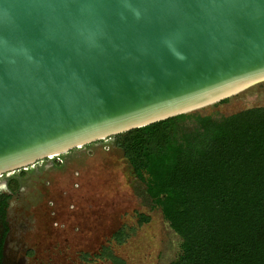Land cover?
<instances>
[{
	"label": "water",
	"instance_id": "obj_1",
	"mask_svg": "<svg viewBox=\"0 0 264 264\" xmlns=\"http://www.w3.org/2000/svg\"><path fill=\"white\" fill-rule=\"evenodd\" d=\"M264 82V0H0V176Z\"/></svg>",
	"mask_w": 264,
	"mask_h": 264
},
{
	"label": "trees",
	"instance_id": "obj_2",
	"mask_svg": "<svg viewBox=\"0 0 264 264\" xmlns=\"http://www.w3.org/2000/svg\"><path fill=\"white\" fill-rule=\"evenodd\" d=\"M111 138L182 240L172 264H264V105L196 110ZM129 230L112 237L122 244ZM100 257L124 264L110 247Z\"/></svg>",
	"mask_w": 264,
	"mask_h": 264
},
{
	"label": "rangeland",
	"instance_id": "obj_3",
	"mask_svg": "<svg viewBox=\"0 0 264 264\" xmlns=\"http://www.w3.org/2000/svg\"><path fill=\"white\" fill-rule=\"evenodd\" d=\"M262 105L264 82L200 112L231 114ZM9 179L19 188L16 211L31 226L23 235L27 264H113L100 257L105 247L124 264H172L181 252L180 236L111 137L4 174L0 184ZM123 227L131 234L118 244L112 236Z\"/></svg>",
	"mask_w": 264,
	"mask_h": 264
},
{
	"label": "flooded vegetation",
	"instance_id": "obj_4",
	"mask_svg": "<svg viewBox=\"0 0 264 264\" xmlns=\"http://www.w3.org/2000/svg\"><path fill=\"white\" fill-rule=\"evenodd\" d=\"M18 189L14 188L13 179L0 184V264L29 262L28 244L23 235L31 226L16 211Z\"/></svg>",
	"mask_w": 264,
	"mask_h": 264
}]
</instances>
